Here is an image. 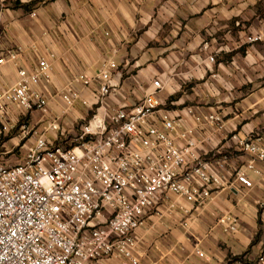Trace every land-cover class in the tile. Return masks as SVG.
<instances>
[{"label": "crops", "instance_id": "obj_1", "mask_svg": "<svg viewBox=\"0 0 264 264\" xmlns=\"http://www.w3.org/2000/svg\"><path fill=\"white\" fill-rule=\"evenodd\" d=\"M253 35L260 38L249 42ZM0 48L22 51L17 65L2 67L3 86L17 66L33 69L36 55L51 62L50 93L78 74L94 77L107 61L117 65L118 104L138 100L159 78V108L196 129L201 154L227 155L221 173L229 180L248 158L232 150L230 135L264 140V0H0ZM50 105L53 114L64 107L58 95ZM86 113L75 103L61 119L66 131ZM209 113L220 122L194 120ZM255 166L258 172L247 171L251 187L234 182L200 206L170 193L137 230L138 264H256L264 248V165Z\"/></svg>", "mask_w": 264, "mask_h": 264}, {"label": "built area", "instance_id": "obj_2", "mask_svg": "<svg viewBox=\"0 0 264 264\" xmlns=\"http://www.w3.org/2000/svg\"><path fill=\"white\" fill-rule=\"evenodd\" d=\"M21 52L0 48V264H138L137 230L170 193L200 206L234 182L251 187L247 171L258 172L257 161L264 165V140L232 133V150L248 158L234 168L233 179L224 177L227 155L201 154L196 129L159 108V78L133 103L115 102L114 61L50 93L51 62L36 55L33 69L17 66L15 79L3 86L2 67L17 65ZM56 95L64 103L59 114L50 105ZM77 102L86 116L71 124L73 136L58 142L68 134L61 119ZM34 113L39 117L30 123ZM221 118L194 115L207 125ZM21 140L26 154L10 163L6 156ZM255 263L264 264V248Z\"/></svg>", "mask_w": 264, "mask_h": 264}, {"label": "rangeland", "instance_id": "obj_3", "mask_svg": "<svg viewBox=\"0 0 264 264\" xmlns=\"http://www.w3.org/2000/svg\"><path fill=\"white\" fill-rule=\"evenodd\" d=\"M76 131L74 130V132H71V133H66V134H64L63 136H61V139H60V141H58V142H62L64 139H68V138H70L71 136H73L74 135V133H75ZM15 134H16V132H15ZM69 141L70 140H67V144L69 143ZM24 142V140H21L20 141V143H19V145L18 146H16V147H14L13 149H12V151L9 153V154H7V156H6V158H7V160L10 162V163H16V162H20V161H22L23 160V158H24V156H25V154H26V150H25V148L22 146V143ZM65 144H66V142H65ZM64 144V145H65ZM6 145L8 146V148H10V141L9 142H7L6 143ZM63 145V144H62ZM63 145V146H64Z\"/></svg>", "mask_w": 264, "mask_h": 264}, {"label": "trees", "instance_id": "obj_4", "mask_svg": "<svg viewBox=\"0 0 264 264\" xmlns=\"http://www.w3.org/2000/svg\"><path fill=\"white\" fill-rule=\"evenodd\" d=\"M24 7H26V5Z\"/></svg>", "mask_w": 264, "mask_h": 264}]
</instances>
